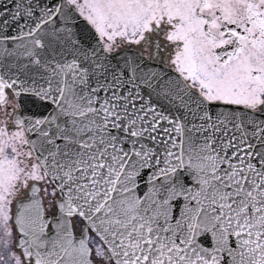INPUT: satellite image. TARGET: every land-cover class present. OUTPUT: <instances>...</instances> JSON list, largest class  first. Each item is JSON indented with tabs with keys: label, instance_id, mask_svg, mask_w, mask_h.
<instances>
[{
	"label": "snow or ice",
	"instance_id": "obj_1",
	"mask_svg": "<svg viewBox=\"0 0 264 264\" xmlns=\"http://www.w3.org/2000/svg\"><path fill=\"white\" fill-rule=\"evenodd\" d=\"M0 264H264V0H0Z\"/></svg>",
	"mask_w": 264,
	"mask_h": 264
}]
</instances>
